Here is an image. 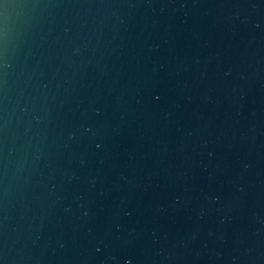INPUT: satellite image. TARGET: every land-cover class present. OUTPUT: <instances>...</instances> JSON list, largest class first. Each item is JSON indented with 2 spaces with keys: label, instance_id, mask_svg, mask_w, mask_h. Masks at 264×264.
<instances>
[{
  "label": "water",
  "instance_id": "1",
  "mask_svg": "<svg viewBox=\"0 0 264 264\" xmlns=\"http://www.w3.org/2000/svg\"><path fill=\"white\" fill-rule=\"evenodd\" d=\"M0 264H264V0H0Z\"/></svg>",
  "mask_w": 264,
  "mask_h": 264
}]
</instances>
